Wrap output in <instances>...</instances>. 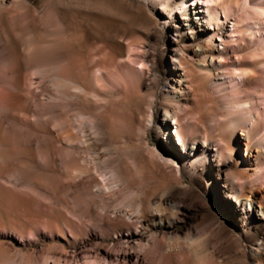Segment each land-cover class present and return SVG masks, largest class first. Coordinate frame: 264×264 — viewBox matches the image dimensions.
Listing matches in <instances>:
<instances>
[{
  "label": "rangeland",
  "instance_id": "1",
  "mask_svg": "<svg viewBox=\"0 0 264 264\" xmlns=\"http://www.w3.org/2000/svg\"><path fill=\"white\" fill-rule=\"evenodd\" d=\"M27 1L30 9H14L20 30L13 58L0 61V264L104 262L106 252L127 249L121 235L139 220L136 204L145 208V227L135 264H237L224 259L212 236L216 227L235 229L222 204L223 182L201 165L185 170L170 163L162 143L169 135L176 139V125L170 120L168 129L159 128L155 117L173 105L178 88L171 55L200 74L196 53L208 35L177 32L171 23L180 16L160 14L162 2ZM225 4L239 13L247 6L246 0H223L220 7ZM43 8L49 50L63 48L43 68L25 69L19 55L37 42L31 21ZM233 20L225 24L227 34ZM251 22L240 24L243 43L258 38ZM258 53L242 51L247 59ZM207 78L203 73L183 85L189 107L182 125L206 124L211 112L223 113ZM198 114L207 118L199 121ZM153 211L161 226L151 220ZM241 243L248 251L264 246Z\"/></svg>",
  "mask_w": 264,
  "mask_h": 264
},
{
  "label": "bare ground",
  "instance_id": "2",
  "mask_svg": "<svg viewBox=\"0 0 264 264\" xmlns=\"http://www.w3.org/2000/svg\"><path fill=\"white\" fill-rule=\"evenodd\" d=\"M147 1L152 5L162 2L158 11L164 16L166 11L173 20L177 19V15L180 16V23L179 21L171 23L177 32L186 29L187 34L208 35L207 44L197 50L196 54L202 59L197 62L196 68L199 73L201 72L200 74L208 75V83L214 86L219 95L216 103L221 105L223 112L221 115L211 112L212 116L205 121L206 124L197 122L207 118L205 115H199L200 113L198 120L194 119L197 120L195 121L197 125L181 124L183 112L189 107L186 100L187 92L183 89V85L191 83L200 74L197 75L196 71L190 72L191 69L187 68L176 53L171 55V60L177 66L174 73L178 88L175 97L170 100L173 105L164 106L163 113L158 112L155 117L159 128L166 126L168 129L171 125L170 120L174 121L176 139L171 135L167 136L168 139L162 143L164 146L162 154L170 163H179L185 170L189 169V165L192 169L201 165L208 177L217 178V184L223 182L222 204L227 208L235 229L232 232L222 226L216 227L212 231V236L220 244L219 248L224 249V259L234 260L237 264H264V246L248 251L241 243V239H248L251 244L257 242L264 244V0H246L247 6L243 13H239L231 5L225 4L220 7L223 0ZM27 2V0H0L1 62H8L13 58V39L17 37L16 31L20 30L15 23L17 18L14 16V9L17 5L30 9ZM48 11L43 8L40 15L35 16L31 21L38 30L39 38L34 46L22 50L19 55V61L25 69L34 65L43 68L50 57L61 54L63 47L58 44L51 51L49 50ZM230 16H236L235 20L229 19ZM171 18L168 17L166 22L170 23ZM246 18L252 21V29H255V35L258 36L253 43L250 41L243 43L244 33L240 24ZM227 20H233L232 30H228V34L224 31ZM247 49H255L259 53L247 59L242 55V51ZM231 50L234 53L233 59L230 57ZM247 65L252 69L247 68ZM203 77L207 76L202 75ZM75 88L82 91L80 86ZM186 88L188 92L191 90L189 85ZM230 89L232 92H229ZM4 101L0 93V103ZM213 109L214 107L211 108ZM39 112L36 111V114ZM161 115L168 119L163 121ZM216 132L219 134L215 135ZM135 209L133 210L138 215L139 222L136 220V223L128 225L130 227L126 236L121 235L127 249L119 253L106 252L104 262L102 259L101 263L96 262V259L78 262L80 264L138 262L143 248L140 236L145 227L141 222L145 208L142 204H136ZM151 220L159 226L163 224L162 217L157 212L152 214ZM204 256L214 260L216 254L211 256L206 253Z\"/></svg>",
  "mask_w": 264,
  "mask_h": 264
}]
</instances>
